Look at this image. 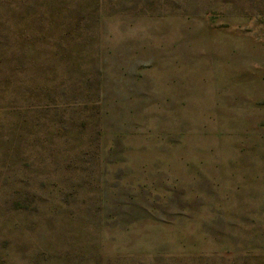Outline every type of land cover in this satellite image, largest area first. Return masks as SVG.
<instances>
[{"label": "rangeland", "instance_id": "rangeland-1", "mask_svg": "<svg viewBox=\"0 0 264 264\" xmlns=\"http://www.w3.org/2000/svg\"><path fill=\"white\" fill-rule=\"evenodd\" d=\"M0 264H264V0H0Z\"/></svg>", "mask_w": 264, "mask_h": 264}]
</instances>
